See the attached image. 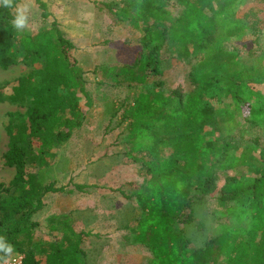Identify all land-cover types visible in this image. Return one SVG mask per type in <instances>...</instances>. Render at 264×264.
<instances>
[{"label": "trees", "instance_id": "trees-1", "mask_svg": "<svg viewBox=\"0 0 264 264\" xmlns=\"http://www.w3.org/2000/svg\"><path fill=\"white\" fill-rule=\"evenodd\" d=\"M18 2L11 0L6 5L0 0V68L17 63V40L25 63L31 56L41 58L43 65L38 73L19 76L9 96H0V102L27 103L24 119L13 124L10 118L5 128L8 145L4 164L12 167L14 174L8 185L0 182V237L13 247L11 254L22 255V264H40L37 255L44 257V264H87L80 247L83 233L73 230L67 219L57 222L61 230L52 226L61 234L55 242L34 243L32 229L37 223L32 215L42 208L46 192L62 187L43 184L33 173H27L26 164L44 161V155L54 145L69 139L71 130L80 126L77 96L85 81L72 54L73 43L60 33L51 28L16 35L12 9ZM35 2L41 15L47 17L46 3ZM237 3L238 0H121L119 7L105 4L109 12L144 36L141 54L132 64L94 70L103 82L114 86L145 84L150 65L156 74L161 73L159 51L164 45L185 59L196 54L198 87L187 95L183 105L179 101L178 105L168 106L170 96L140 91L127 114L128 138L135 144V151L155 150L153 157L144 161L148 179L142 191L135 193L140 215L133 219L135 241L151 252L148 264H264V149L258 157L245 152L236 162H253V166L248 165L253 177L227 176L218 190L219 206L231 203L226 213L236 219H249L248 230L226 228L220 236L193 249L190 237L176 226L195 221V199L216 190L217 172L225 167L223 155L228 143L206 140L201 132L190 130L210 124L228 136L238 124V106L205 104L204 95L239 99L240 92L251 88L250 81L256 78L242 70L238 58L224 46L226 40L245 33V21L253 31L258 30V14L250 9L241 16L243 20L236 17ZM37 75L40 79L33 83ZM245 119L264 125V108L250 107ZM161 152L178 157H162ZM74 186L78 190L87 187ZM7 257L0 251V263Z\"/></svg>", "mask_w": 264, "mask_h": 264}, {"label": "rangeland", "instance_id": "rangeland-1", "mask_svg": "<svg viewBox=\"0 0 264 264\" xmlns=\"http://www.w3.org/2000/svg\"><path fill=\"white\" fill-rule=\"evenodd\" d=\"M43 1L49 12L47 17L41 15L35 0H20L15 14L18 7L25 8L27 22L23 28L15 27L16 35H31L52 28L70 40L74 45L73 57L85 84L77 96L81 109L80 126L71 130L69 139L54 145L44 155V161L26 164L27 173H33L43 184L62 187L46 192L42 197V208L33 213L31 219L37 223L32 229L34 243L55 242L61 234L52 226L61 230L62 225L57 222L67 219L73 230L83 233L80 247L86 254L87 264H148L151 252L135 241L133 219L140 215L135 193L142 191L148 179L144 161L153 157L155 150L135 151V144L128 138L130 119L127 114L140 91L170 96L168 106L178 105L179 101L183 105L187 95L198 87L195 82L196 54L185 59L177 56L172 47L164 45L159 51L161 73L156 74L150 65L145 84L114 86L103 82L94 70L112 64H132L141 54L144 36L142 31L120 21L105 6L119 7L121 0ZM250 9L260 18L258 30L253 31L244 20L247 24L245 33L226 40L224 46L235 54L242 70L256 77L250 81L251 88L242 90L239 99L204 95L205 104L238 106V124L228 136L210 124L190 130L201 132L206 140L228 143L223 155L225 167L217 172L216 190L195 199L194 222L176 224L190 237L189 246L193 249L220 236L226 228H249V219H236L227 214L225 208L231 203L221 207L217 197L227 176L253 177L248 165L254 163L236 164L238 157L245 152L258 157L264 149V125L245 119L250 107L264 108V0H238L236 17L242 19L241 16ZM14 49L17 63L6 69L0 68V96H9L19 76L38 73L43 65L41 58L31 56L25 63L18 40ZM37 78L39 75L32 79L33 83L38 82ZM26 104L0 102V182L5 185L14 174V169L4 164L3 154L8 145L5 128L10 118L13 124L24 119ZM159 155L177 156L169 152ZM74 184L87 187L78 190ZM254 236L257 240L259 234ZM37 258L44 264L42 255Z\"/></svg>", "mask_w": 264, "mask_h": 264}, {"label": "clouds", "instance_id": "clouds-1", "mask_svg": "<svg viewBox=\"0 0 264 264\" xmlns=\"http://www.w3.org/2000/svg\"><path fill=\"white\" fill-rule=\"evenodd\" d=\"M4 3L10 4L11 0H4ZM26 9L23 7H18L17 8V15L13 21V25L14 27H16L17 29L23 28L26 25L27 22V16L25 14ZM3 238L0 237V251L4 252L6 254V256H10L11 253L13 252V247L10 244H5L3 242Z\"/></svg>", "mask_w": 264, "mask_h": 264}, {"label": "built area", "instance_id": "built-area-1", "mask_svg": "<svg viewBox=\"0 0 264 264\" xmlns=\"http://www.w3.org/2000/svg\"><path fill=\"white\" fill-rule=\"evenodd\" d=\"M0 264H22V255L18 253H13Z\"/></svg>", "mask_w": 264, "mask_h": 264}, {"label": "crops", "instance_id": "crops-1", "mask_svg": "<svg viewBox=\"0 0 264 264\" xmlns=\"http://www.w3.org/2000/svg\"><path fill=\"white\" fill-rule=\"evenodd\" d=\"M19 2H20V0H19ZM19 2L17 3L16 7L18 6ZM16 7L14 9H12V12L14 14V19L16 17V14H15L16 13ZM14 19L12 21H14Z\"/></svg>", "mask_w": 264, "mask_h": 264}]
</instances>
